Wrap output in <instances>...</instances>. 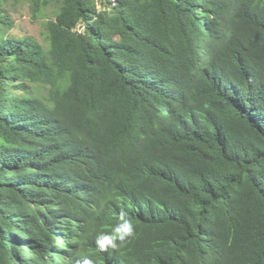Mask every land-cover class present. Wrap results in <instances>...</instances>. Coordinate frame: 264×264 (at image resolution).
I'll return each instance as SVG.
<instances>
[{"label": "trees", "instance_id": "1", "mask_svg": "<svg viewBox=\"0 0 264 264\" xmlns=\"http://www.w3.org/2000/svg\"><path fill=\"white\" fill-rule=\"evenodd\" d=\"M83 258L264 264V0H0V264Z\"/></svg>", "mask_w": 264, "mask_h": 264}, {"label": "rangeland", "instance_id": "2", "mask_svg": "<svg viewBox=\"0 0 264 264\" xmlns=\"http://www.w3.org/2000/svg\"><path fill=\"white\" fill-rule=\"evenodd\" d=\"M11 14L15 22L11 32L17 36L30 35L46 44V35L44 32V19L34 18L29 7L20 3L11 6Z\"/></svg>", "mask_w": 264, "mask_h": 264}, {"label": "clouds", "instance_id": "3", "mask_svg": "<svg viewBox=\"0 0 264 264\" xmlns=\"http://www.w3.org/2000/svg\"><path fill=\"white\" fill-rule=\"evenodd\" d=\"M119 222L115 224L110 233H100L96 238V245L101 251H106L109 247L115 249L118 247V241L123 243L127 238L134 235V226L127 218V214L122 210L119 214ZM77 264H93L89 258H83L77 261Z\"/></svg>", "mask_w": 264, "mask_h": 264}]
</instances>
